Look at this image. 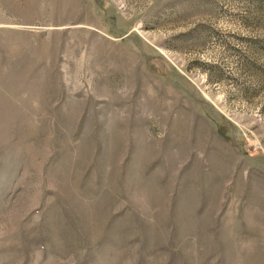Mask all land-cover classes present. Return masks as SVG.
Here are the masks:
<instances>
[{
    "label": "rangeland",
    "instance_id": "obj_1",
    "mask_svg": "<svg viewBox=\"0 0 264 264\" xmlns=\"http://www.w3.org/2000/svg\"><path fill=\"white\" fill-rule=\"evenodd\" d=\"M0 264H264V0H0Z\"/></svg>",
    "mask_w": 264,
    "mask_h": 264
},
{
    "label": "trees",
    "instance_id": "obj_2",
    "mask_svg": "<svg viewBox=\"0 0 264 264\" xmlns=\"http://www.w3.org/2000/svg\"><path fill=\"white\" fill-rule=\"evenodd\" d=\"M102 1V0H101ZM98 2H99V0H98ZM160 74H162V75H164L163 73H160ZM165 76V75H164Z\"/></svg>",
    "mask_w": 264,
    "mask_h": 264
}]
</instances>
